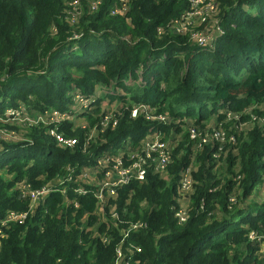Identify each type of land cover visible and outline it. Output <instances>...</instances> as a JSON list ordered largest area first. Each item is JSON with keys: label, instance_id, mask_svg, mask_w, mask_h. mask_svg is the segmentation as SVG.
I'll return each mask as SVG.
<instances>
[{"label": "trees", "instance_id": "1", "mask_svg": "<svg viewBox=\"0 0 264 264\" xmlns=\"http://www.w3.org/2000/svg\"><path fill=\"white\" fill-rule=\"evenodd\" d=\"M191 1L0 0V264H255L264 203L245 198L264 163V0H210L207 18L185 24ZM203 34L212 47L196 43ZM101 98L123 110L117 128L100 122ZM206 104L217 118L208 110L203 123L195 109ZM139 105L157 108L134 119ZM172 106L197 118L194 128L163 114ZM51 111L59 116L39 118ZM219 125L232 126L222 143ZM150 126L160 131L137 146L139 157L178 139L165 170L149 159L144 179L113 196L109 185L66 181L107 144ZM189 167L184 213L177 181ZM54 179L62 185L31 210L29 194Z\"/></svg>", "mask_w": 264, "mask_h": 264}, {"label": "rangeland", "instance_id": "2", "mask_svg": "<svg viewBox=\"0 0 264 264\" xmlns=\"http://www.w3.org/2000/svg\"><path fill=\"white\" fill-rule=\"evenodd\" d=\"M208 1L209 0H194V4L196 6H194L192 8L193 12L190 13L187 16V19L189 20L190 17L191 16H194V15H199V16H196L197 18L192 19L190 21V23L195 22V20H197L198 18H201V20H203V18H207V16L212 13V8H210V5H209V2ZM175 23H176V21H174V23L171 25V28H175V31H178L176 29V27H175ZM97 92L98 91H95V93H97ZM109 102H110V100L108 98H101L100 99V105H101V108H102L101 109V112H103V111L106 112V116L103 119H101L100 122H102V121H108V118L110 117L111 118V122H108L109 125L111 127L117 128L119 126L118 120H117V122H116V120L113 121V118H114L115 115H116L117 118L119 116H121L120 113H122L123 110L122 109H118V108L115 109L114 108L115 106H113V108H112L111 103H109ZM83 103L85 104L84 101H83ZM170 104H172V103H170ZM170 104H168V105H170ZM206 105L207 106H204L202 108V111L201 112H198V105H197V109H195V114L197 116H199L200 114L201 115H204L203 118L206 119L207 118L206 115H207L208 110L210 108L208 104H206ZM164 106H165V104H164ZM145 108H146V111L147 112H153L154 111V109H148L147 107H145ZM145 108H143L142 105L135 106L133 108V110H132L133 112L131 113V117H133L134 119H136L137 118L136 117L137 112H139V110L140 111H143V110H145ZM248 109L251 110L252 108L249 107ZM169 110H170V113L165 108L163 110V114L165 116H170L171 117V120H172V117L175 116V109H173V106H172L171 109H169ZM225 110H227V109H224L223 112ZM180 112H181V114L183 116H186L185 115L186 114V111H185L184 108H181L180 109ZM226 112H227V117H230L231 114L229 113V111H226ZM33 115H36V114H33ZM57 116H59V113H57L55 111H51V113L48 114V116H47V114H45V115L39 116V118L45 119V118L51 117V119H53V117H57ZM216 116L217 115H211V117L213 118V120H215L217 118ZM237 117H238V114H235V118H237ZM26 118H34V117H30V115H27ZM161 118H163V117H161ZM184 118H185L184 119L185 122L183 123V125L186 124L184 128H187V127L194 128L193 124H194V121L195 120L193 118H191V117H188V118L184 117ZM153 119H155V118H153ZM175 120L179 121L178 118H176ZM81 121H82V119H81ZM182 121H183V119H182ZM209 122H211V120H209ZM83 125H84V128H86V129H89L90 128L89 121H84L83 122ZM103 125L107 126V123L106 124H103ZM91 128H93V127H91ZM155 128L154 127H151V128H149V130H151L153 133H157L158 134V132L160 130L158 128H156V129ZM214 128H215V131L214 132L216 134V133L221 132L224 129H226L227 131H229V130L232 129V126H228L227 128H225V127H220V125H219L218 127H214ZM203 130H206V129L203 128ZM186 131L189 132L191 130H189V129L188 130H182V133L183 132H186ZM169 133H166L165 136L167 137ZM138 135H146L145 134V129L144 130L142 129L141 132ZM197 135L198 134L194 132V138H196ZM133 136H134V134H131L129 136V138L130 137H133ZM171 136L174 138V141H171L170 144H169V146L168 147H165V148H167L169 150H172V148L174 147L173 144L178 140V139H176V135L171 134ZM189 138L190 139H193V138H191V136ZM208 139H209L208 136L201 137L199 141L208 143ZM139 141H140V143H135V144H127V143H125L126 144L125 145L126 146L125 151L116 153L114 155H107L105 157V159L103 160L102 165H99L98 164L99 165V168H92V167L85 168L83 166L81 168L80 172H79L82 175L78 176V178H80L81 180H79L77 177H73V178L68 177L69 178L68 180L69 181L73 180L74 182H81L82 181L83 183H89L90 185H94L97 182V176L96 175H97V173H99V169L100 168H102L104 171H106V169H107L108 170V173H110L111 172L110 171L111 167H115L116 172L114 173L113 177L116 178V179L124 178V177H126L128 175V173H136V170H139V169L134 168L135 166L139 167L140 169L146 170L147 159H145L144 157H139L138 154H136L137 153L136 151L138 150L137 149V146L138 145H141L142 143H145V142H149V137L148 138L141 139ZM150 142H152V140H150ZM156 143L157 142L155 141L152 145H154ZM66 144L73 145L72 140L67 141ZM224 144H225V142H224ZM61 145H64V144H61ZM164 146H165V144H164ZM125 153L127 155H129V158L128 159L133 158L132 159L133 161H132V163L128 167L123 168V166L121 164V160L123 158L122 156L125 155ZM169 154H170V152H169ZM163 160H165L164 163H163ZM127 162H129V160ZM168 163H169V155H163L160 159H158L156 161V163L154 165V171L155 172H160L162 170H165L166 167H167V165H168ZM261 166L263 168L261 170L262 171V174L260 176L259 183H256L254 185V187H253L252 192L249 195H247V197L245 198V204H248L249 205L251 202H253V200L259 201V202H264V163H262ZM191 170H192V168L189 167L187 169L185 175L177 181L178 182V185H179L178 186V189L180 188L179 189V192H177V194H179V196L181 197L180 200H179V202L181 203L182 211L184 213H186V210L188 209V207L190 205L189 204L190 203L189 202V198H190V195L193 193ZM139 179H142V177L139 176ZM98 184H100V185H102V184L103 185H108L107 182L102 183V181H99ZM182 191H183V194L181 193ZM231 195H232V193H231ZM30 201L32 202L30 209L33 210V207L36 204L34 203L35 202L34 199L31 198V197H30ZM255 226H257V227L260 228V225H258V224H256ZM246 234H244L243 236L244 237H247V239L249 241H251L249 238L256 237V234H258V231L255 230L254 233L251 232L248 235H246ZM251 242L252 243H257V245H258V250L254 254V257H255L256 260L253 258V260H254L253 262L255 264H263L264 263V241L259 240L258 242H256V241H251Z\"/></svg>", "mask_w": 264, "mask_h": 264}, {"label": "clouds", "instance_id": "3", "mask_svg": "<svg viewBox=\"0 0 264 264\" xmlns=\"http://www.w3.org/2000/svg\"><path fill=\"white\" fill-rule=\"evenodd\" d=\"M146 107L148 108V109H156L157 108V106H147L146 105ZM211 109V108H210ZM212 110H209V112H211ZM222 111V110H221ZM226 111H231V110H229V109H227V110H225L224 112H226ZM211 115H213L212 114V112L208 115L209 117L211 116ZM203 116L204 115H199L198 116V118H201L202 120V122L204 123L205 121H207L209 118L207 117V115H206V119H204L203 118ZM173 117H175V118H178L179 120H182L183 119V121H184V117H186V118H188V117H191V116H182V117H179V116H173ZM192 118V117H191ZM194 120H197V118H193ZM252 119L254 120L255 119V116H252ZM164 120V118H161V116H159L158 118H155V119H151V120H148V121H150L151 122V124L150 125H152L154 122H158V123H160L161 121H163ZM152 126H150V128H151ZM147 129H149L148 127H147ZM152 131L151 130H148V131H145V134L146 135H138L139 133H136L133 137H130L129 138V136H126V137H122L121 138V142L119 143V141H116V142H114V143H109V144H107L105 147H103L104 149L102 150V152L101 153H98L97 154V158H96V164H99V165H102V163H103V160L105 159V157L107 156V155H114V154H116V153H119V152H123V151H125V149H126V144L125 143H127V144H135V142H136V140L134 139L135 138V136H141L140 137V139L139 140H141V139H144V138H148V136L150 135V133H151ZM222 133H223V136H222V140L220 141L221 143L225 140V137H226V131L225 130H222L221 131ZM189 133H190V131H189ZM138 140V143H140V141ZM230 140H233V138H231ZM165 151H167L168 152V155H169V149H167V148H165ZM153 154H155V155H157L156 153H153ZM156 157V156H155ZM149 159H151L152 161H153V167H154V165H155V163H156V158H153L152 156L149 158ZM149 159H147V161L149 160ZM96 164H94V167L93 166H91L92 168H99V165H97V166H95ZM122 166H123V168H126V167H128V165H123L122 164ZM85 168H87V167H85ZM102 169V168H101ZM188 169V168H187ZM187 169H185L184 170V172H182V174L180 175V177H179V179L180 178H182L184 175H185V173H186V171H187ZM146 170H147V165H146ZM146 170H145V172H146ZM100 171V170H99ZM110 173H108V170L106 169V171H104L103 170V173H104V175L105 176H107L108 178H109V181H106V180H104V181H102V183H105V182H107V183H109L108 185H109V190L110 189H112L113 191H114V193H115V187H117L118 185H120V184H122V183H126L127 181H129V180H131V179H134V180H139V181H142L143 179H144V177H145V175H143V178L142 179H139L138 177H137V175L135 174V173H131L130 175H128L127 176V178L125 179V181H123V182H120V183H116V181L118 180V179H116V178H114L113 177V175H114V173L116 172V169L114 168V167H111V169H110ZM154 171V170H153ZM155 172V171H154ZM155 173H158V172H155ZM97 177H98V173H97V175H96ZM69 178H66V181H69L68 180ZM82 182V181H81ZM97 182H99V180L97 179ZM257 183H259V182H257ZM86 184H89V183H86ZM58 185H62V183H61V181H58V184H56V185H50V187L48 188V187H44L43 189L44 190H46V192L44 193V195L43 196H41V198H43L45 195H47L50 191H53L54 189L52 188L53 186H58ZM180 189V188H179ZM61 191H62V189H60ZM78 192H80V193H83L84 191H83V189H80V188H77L76 189ZM60 191V192H61ZM182 194H183V191L181 192ZM114 195V194H113ZM113 195H110L109 194V196H113ZM100 196V195H99ZM264 202H262V203H257V204H263ZM251 215H254V216H256L257 215V213H255V212H251L250 213ZM260 225V224H259ZM262 237H264V236H262Z\"/></svg>", "mask_w": 264, "mask_h": 264}, {"label": "built area", "instance_id": "4", "mask_svg": "<svg viewBox=\"0 0 264 264\" xmlns=\"http://www.w3.org/2000/svg\"><path fill=\"white\" fill-rule=\"evenodd\" d=\"M209 1H210V0H209ZM209 1H208V2H209ZM191 5H192V8H193L194 6H196V5L194 4V0L191 1ZM209 5H211V4H209ZM192 8H191V9H190L185 15L181 16V20H188V19H187V16H188L190 13L193 12ZM210 8H212V7L210 6ZM212 10H213V9H212ZM196 16H199V15L191 16V17H190V20H192L193 18H197ZM190 20H188V21H184L185 24L189 23ZM176 29L178 30V28H176ZM195 40H196V43H197L198 45L209 44V47H212V46H213V45L210 44V36H209L208 34H206V35H205V34H203V35H198V36L195 37ZM84 102H85V101H84ZM214 131H215V130H214ZM214 131H213L214 139L221 141V140H222L223 133H222V132H219V133H216V134H215ZM190 133H192V130L190 131ZM60 138H61V137H59V139H60ZM72 143H74V141H72ZM164 150H165L164 144H157V143H156V144L152 145L150 148H148V152H145V156H144V158H145V159H149L153 153H156V154H157V155H156V161H157V160L160 159L163 155H168V152H167V151L164 152ZM142 157H143V156H142ZM164 161H165V160H163V163H164ZM114 168H115V167H114ZM134 168L139 169V170H136V173H135V174L137 175V177L139 178V176H140V177L143 178V175H145V170H144V169H140V168L137 167V166H135ZM130 174H131V173H128V175H130ZM128 175H127V176H128ZM127 176L124 177V178H119V179L116 181V183H120V182L125 181V179L127 178ZM107 184H109V183H107ZM45 192H46V190H44L43 188H41L40 190H37V191H35V192H33V193L31 192V193L29 194V196H30L31 198L34 199V198H36L38 195L43 196ZM108 192H109L110 195H113V194H114V191H113L112 189L108 190ZM99 195H101V194L99 193ZM14 217H15V215L12 214V215L9 216V219H12V218H14ZM20 217H21V215H20Z\"/></svg>", "mask_w": 264, "mask_h": 264}, {"label": "crops", "instance_id": "5", "mask_svg": "<svg viewBox=\"0 0 264 264\" xmlns=\"http://www.w3.org/2000/svg\"><path fill=\"white\" fill-rule=\"evenodd\" d=\"M56 184H58V181H53L52 183H51V185H56ZM40 190V189H39ZM35 200H36V198H35ZM35 203V202H34ZM30 204H32V203H30ZM36 204V203H35Z\"/></svg>", "mask_w": 264, "mask_h": 264}]
</instances>
